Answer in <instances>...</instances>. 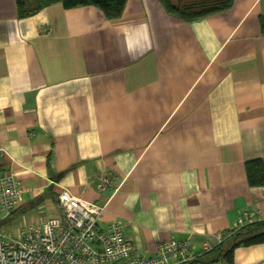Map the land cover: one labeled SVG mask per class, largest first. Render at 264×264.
Wrapping results in <instances>:
<instances>
[{
    "label": "crops",
    "instance_id": "obj_1",
    "mask_svg": "<svg viewBox=\"0 0 264 264\" xmlns=\"http://www.w3.org/2000/svg\"><path fill=\"white\" fill-rule=\"evenodd\" d=\"M262 15L264 0L192 21L128 0L117 19L61 3L20 18L0 0V177L21 189L0 226L61 216L64 189L105 205L101 227L123 220L143 256L172 237L204 254L241 211L263 220L245 167L264 162ZM213 264H264V243Z\"/></svg>",
    "mask_w": 264,
    "mask_h": 264
},
{
    "label": "built area",
    "instance_id": "obj_2",
    "mask_svg": "<svg viewBox=\"0 0 264 264\" xmlns=\"http://www.w3.org/2000/svg\"><path fill=\"white\" fill-rule=\"evenodd\" d=\"M99 188L111 179L102 176ZM21 189L13 175L0 177V220L17 210ZM61 216L47 217L38 225H22L15 236L0 226V264H187L201 253L188 239L168 238L151 256L134 251L126 225L114 219L101 227L105 205L87 201L64 189L58 196ZM255 212L241 211L232 232L253 222ZM212 249L207 243L204 250Z\"/></svg>",
    "mask_w": 264,
    "mask_h": 264
},
{
    "label": "trees",
    "instance_id": "obj_3",
    "mask_svg": "<svg viewBox=\"0 0 264 264\" xmlns=\"http://www.w3.org/2000/svg\"><path fill=\"white\" fill-rule=\"evenodd\" d=\"M128 0H16L18 16L29 17L45 7L61 3L64 8L93 5L103 11L108 19H117L123 15ZM163 7L173 16L192 21L208 15L223 12L229 9L233 0H196L189 4H174L172 0H160ZM264 33V15L260 18ZM247 179L251 186H264V162L262 159H252L246 162ZM231 237L229 246L223 240L210 251L204 252L196 260L187 264H213L224 260L233 262L235 248L239 245L250 246L264 243V219L246 224L236 232L228 233Z\"/></svg>",
    "mask_w": 264,
    "mask_h": 264
},
{
    "label": "rangeland",
    "instance_id": "obj_4",
    "mask_svg": "<svg viewBox=\"0 0 264 264\" xmlns=\"http://www.w3.org/2000/svg\"><path fill=\"white\" fill-rule=\"evenodd\" d=\"M60 210H58V214H60ZM19 223L16 221V224L10 229V228H5V230L8 232V233H10L11 235H13V236H15V234H16V231H17V229L19 228V225H18Z\"/></svg>",
    "mask_w": 264,
    "mask_h": 264
},
{
    "label": "water",
    "instance_id": "obj_5",
    "mask_svg": "<svg viewBox=\"0 0 264 264\" xmlns=\"http://www.w3.org/2000/svg\"><path fill=\"white\" fill-rule=\"evenodd\" d=\"M98 183H99V180H96V181H95V185H97Z\"/></svg>",
    "mask_w": 264,
    "mask_h": 264
}]
</instances>
